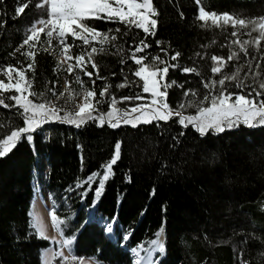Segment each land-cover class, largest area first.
<instances>
[{
  "label": "trees",
  "instance_id": "16d2710c",
  "mask_svg": "<svg viewBox=\"0 0 264 264\" xmlns=\"http://www.w3.org/2000/svg\"><path fill=\"white\" fill-rule=\"evenodd\" d=\"M38 2L30 0L18 18L16 8L24 0L0 3V22L4 24L0 28V67L16 65L17 61L26 66L29 62L20 53H13L37 15L46 16L34 14ZM153 4L159 12L155 17L156 35L147 38L151 47L137 56L147 55L150 61L156 55L167 59L175 52L181 54L177 61H172L178 67L170 68L167 76L168 82H176L167 89V102L172 108L193 99L184 96L189 88L199 93L196 99H202L206 90L201 81L220 78L211 74V55L227 58L231 52H237L240 59L229 62L223 71L230 74L243 65L241 76L248 72L246 61L255 56L257 60L252 61V67L255 70L259 62L258 79L264 80V60L259 59L264 56V40L257 48L254 40L259 33L245 35L251 31V25L238 29L240 41H251L246 45L249 56L245 57L240 45L231 43L237 39L231 36V25L222 29L200 26L195 0H153ZM202 5L206 10L237 17L264 16V0H202ZM85 23L95 25L101 32L120 29V33H110L117 35V40L105 44L103 52L93 55L99 76L104 78L97 79L95 73L92 77L96 97L99 98L105 84L111 85L108 95L97 105L99 112L109 111L113 95L122 110L147 104L142 81L133 75L137 65L130 59L132 49L144 38L143 31L103 19ZM67 39L74 44L73 55L83 50L81 41H74L71 36ZM157 40L162 42L160 47ZM41 42L47 46L44 35ZM53 45L54 49L48 52L38 47L35 71L28 73L31 90L44 93L52 101L49 89L53 84L58 93L65 87V80L72 79L66 67L57 69L60 46L55 39ZM161 48L167 49L168 57ZM184 67H196L201 75L186 74L181 70ZM87 70L94 71L91 64ZM125 77L128 86L117 88ZM82 79L86 88L93 86L87 76L82 75ZM235 83L226 82V87L237 92ZM246 83H252L251 75ZM72 88L82 93L79 85L73 83ZM136 94L145 99L119 102L121 97ZM11 95L15 92L4 94L9 105L15 103L6 99ZM29 98L41 102L39 96ZM20 112L16 107L0 106V136L24 126ZM184 114H195V109L188 108ZM178 119L173 116L167 122L152 120L136 126L121 123L116 128L107 122L98 126L97 120H88L77 127L53 119L31 133L32 141L22 138L0 158V264H41L40 254L51 248L48 241L37 238L30 226L33 186L46 189L56 215L65 221L57 232L71 242L76 259L73 264L82 260L133 264V249L139 252V259H145L153 250L150 241L156 239L155 234L161 228L165 231L169 264H264V126L248 128L241 124L222 133L209 130L201 136L192 126L183 127ZM117 142L121 144L120 158L113 165V174L105 182L101 195H95L98 176L82 196L89 186L77 188L76 184L83 183L92 173L103 175V165L112 158ZM43 164L47 169L44 183L40 181ZM109 223L113 237L106 236L105 227ZM125 235H129L127 240Z\"/></svg>",
  "mask_w": 264,
  "mask_h": 264
},
{
  "label": "snow or ice",
  "instance_id": "6c2138e0",
  "mask_svg": "<svg viewBox=\"0 0 264 264\" xmlns=\"http://www.w3.org/2000/svg\"><path fill=\"white\" fill-rule=\"evenodd\" d=\"M29 2L30 0H24V3L18 5L15 13L17 18L24 13L25 8L29 6ZM195 2L198 6L196 20L201 27L222 29L231 25L233 29L231 36L237 37L231 43L239 44L240 51L244 53L245 57H248L249 53L246 45L251 41H240L238 29L248 28L251 25V31L245 33V35L251 36L252 32H258L259 35L255 38L254 44L259 48L261 41L264 40V16L243 18L227 12L217 13L216 11L206 10L205 6L202 5V0H195ZM0 3H3V0H0ZM36 7L38 9L46 8V16H41L28 27L25 38L13 53V55L20 53L29 62L26 66L23 61H17L16 65L8 64L0 67V76L3 77L0 79V106L20 109V115L24 119V126L14 128L6 136H0V158L15 148L22 138L32 141L31 133L37 127L53 119H59L61 122L74 124L77 127L88 120H97L99 122L98 126H103L107 122L110 127L116 128L121 123L136 126V122L148 123L152 120L167 122L175 116L179 118L178 122L183 127L192 126L201 136L206 135L209 130L214 133H222L225 130L237 128L241 124L248 128L264 126V80L258 79L261 76L260 64L257 62L254 70L252 61L257 60V57L252 56L246 61L248 72L243 76H241L243 65L237 66L235 71L230 74L224 73L223 70L229 62L240 59L239 54L235 51L231 52L227 58L211 55V74L213 77L220 76V78L218 80L207 79L201 81L206 90L202 99H196L199 93L189 88L184 92V96L188 97L190 95L193 99L188 100L186 103L181 102L175 109L169 105L167 102V89L176 82H168L167 76L170 68L178 67L172 61H177L181 54L175 52L167 59H162L161 56L156 55L150 61L147 55L137 56V53L144 52L145 49L151 47V44L147 42V38L156 35L155 29L158 21L155 17L159 15V12L155 8L153 0H39ZM180 15L181 18H184L183 13ZM101 19L123 24L127 28L135 27L145 34L144 38L132 49L130 59L137 65L133 75L139 78V81H142V93L149 94L151 97L148 104H136L122 110L117 107L118 101L113 95L110 97L109 111L106 113L99 112L97 105L108 95L111 85L105 84L100 90L99 98L96 97L95 80L92 77L95 73L97 79L104 78L99 76L98 66L93 60V55L103 52L105 44L117 40V35H110L111 32L120 33L119 28L101 32L97 30L95 25L85 23L88 20ZM3 26L4 24L0 22V28ZM42 35L46 37V47L41 42ZM69 36L74 41H81L83 50L79 54H72L71 50L74 44L68 43L67 38ZM54 39L60 46V56L62 57L58 60L57 69L66 64L65 70L72 79L65 80L64 92L59 93V96H57L55 84L49 91L57 99L63 97L65 93H70L69 99H71L73 96L80 94L72 88L73 83L79 85L83 93V102L76 104L74 111H65L57 107L51 99L45 98L44 93L38 94L31 90L32 79L29 78L28 73L35 71L34 64L37 49L38 47L42 48L45 52L54 49ZM161 43L157 40V47H160ZM96 45H99V47ZM22 49L24 51H21ZM161 52L164 53L165 57H168L167 49L161 48ZM196 55L201 56L200 53H196ZM201 58L203 59V57ZM259 59L264 60V56L259 57ZM89 64H91L94 71L87 70ZM57 69H54V71ZM181 70L186 74L201 75L196 67H184ZM81 74L92 81L93 86L91 88L84 86ZM249 75H251L252 83H246L249 80ZM226 82H236L235 87L239 91H230L226 87ZM257 82L258 87L256 86ZM127 86V77H125L123 83L116 85L117 88ZM10 91H14L15 95L7 96L6 99L14 101L13 105L5 102L4 94ZM37 96L41 98V102H34L33 99L29 98ZM143 99L145 97L142 94H136L135 96L121 97L119 102ZM188 108H194L195 114L185 115L184 111ZM61 111L64 112L63 116L59 115ZM105 117H107V120H105ZM120 154L121 144L117 142L114 145L112 158L103 165V175L92 173L83 183L78 182L76 184L77 188L83 187V184L89 186L82 193V196L87 194L98 176L100 178L95 195L97 197L101 195L105 182L113 174V165L117 163ZM50 216L53 228L60 232L65 221L56 215L54 209ZM35 227L40 237L46 239L43 225L37 223ZM106 230L109 233L112 232V223L106 225ZM162 232L163 228L155 234L156 239L150 241L153 248L160 252L164 250L159 241ZM129 235H125L124 239L127 240ZM66 243L70 245L71 242L67 241ZM133 252L139 256L137 249H133ZM55 255L62 256L63 254L56 253ZM65 260H67V257H65ZM46 264H50V261H46ZM80 264H83V262L81 261ZM136 264H140V261L137 260ZM150 264H155V262L150 261ZM244 264H247V262H244Z\"/></svg>",
  "mask_w": 264,
  "mask_h": 264
},
{
  "label": "rangeland",
  "instance_id": "374dc122",
  "mask_svg": "<svg viewBox=\"0 0 264 264\" xmlns=\"http://www.w3.org/2000/svg\"><path fill=\"white\" fill-rule=\"evenodd\" d=\"M39 15H46V8L44 9H38L37 7L35 8L34 14ZM40 18V16L37 15L36 20ZM62 57L60 56V53L56 56V60L58 63V60H60ZM63 67H67V65H61L59 69H62ZM1 79V78H0ZM64 86L59 90L57 93V96H59V93L64 92ZM14 92V91H13ZM70 93H65L63 97H60L57 99V97H54L53 102L57 105V107H60L64 109L65 111L70 110L74 111L75 110V105L78 103L83 102V93H80L77 96H73L71 99H69ZM147 95V104L150 102L151 97L149 94ZM139 123V122H136ZM47 169L45 166L42 165L41 168V178L40 181L44 183L45 181V176H46ZM53 207L49 195L46 191V189L42 186L40 189H37L34 191V202L31 207V210L29 212V220H30V226L31 229L35 232L36 236L38 239H42L45 241H48L50 243L51 248L47 251H44L40 254V261L41 264H46V261H50V264H73L76 259L74 256L71 254V245L67 244L66 241L62 239V237L59 236V234L56 232L57 230L53 228L52 226V221H51V216L49 214L50 209ZM99 224L105 225L102 221L98 220L97 221ZM37 223H40L43 225V228L45 230V238H41L39 233L36 230L35 225ZM106 229V227H105ZM111 237L110 233L106 230V236ZM163 246V252L157 251L154 249L153 255H152V261L154 260V257L158 255L159 257L158 261L156 262V258L154 260L155 264H165L167 263V250H166V245L162 243ZM56 253H62V256H56ZM134 258H138L137 255L132 253ZM55 258L53 259V257ZM65 257H67V260H65ZM138 259L135 260L136 264ZM140 261V260H139ZM81 262V261H80ZM78 262V264H80ZM83 264H94L92 261H85L82 260Z\"/></svg>",
  "mask_w": 264,
  "mask_h": 264
},
{
  "label": "bare ground",
  "instance_id": "6f19581e",
  "mask_svg": "<svg viewBox=\"0 0 264 264\" xmlns=\"http://www.w3.org/2000/svg\"><path fill=\"white\" fill-rule=\"evenodd\" d=\"M159 241L161 244L164 243L165 245L164 236H161ZM152 255H153V252L149 253L146 259H143L142 261H140V264H150V261H152Z\"/></svg>",
  "mask_w": 264,
  "mask_h": 264
},
{
  "label": "water",
  "instance_id": "95a60500",
  "mask_svg": "<svg viewBox=\"0 0 264 264\" xmlns=\"http://www.w3.org/2000/svg\"><path fill=\"white\" fill-rule=\"evenodd\" d=\"M163 236L165 237V231H164V233H163Z\"/></svg>",
  "mask_w": 264,
  "mask_h": 264
}]
</instances>
